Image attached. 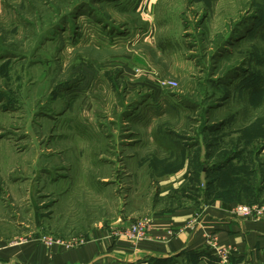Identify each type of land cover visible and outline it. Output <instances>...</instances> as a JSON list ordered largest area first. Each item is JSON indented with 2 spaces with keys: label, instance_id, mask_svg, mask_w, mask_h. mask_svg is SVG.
I'll list each match as a JSON object with an SVG mask.
<instances>
[{
  "label": "rangeland",
  "instance_id": "374dc122",
  "mask_svg": "<svg viewBox=\"0 0 264 264\" xmlns=\"http://www.w3.org/2000/svg\"><path fill=\"white\" fill-rule=\"evenodd\" d=\"M142 1L0 0V248L139 239L261 180L264 0Z\"/></svg>",
  "mask_w": 264,
  "mask_h": 264
},
{
  "label": "crops",
  "instance_id": "0c3cea01",
  "mask_svg": "<svg viewBox=\"0 0 264 264\" xmlns=\"http://www.w3.org/2000/svg\"><path fill=\"white\" fill-rule=\"evenodd\" d=\"M157 1L143 0V12L150 14ZM257 183L246 194L240 187L230 192L231 183L226 182L230 189L225 190V200L196 201L159 212L153 216L155 224L139 239L107 233L77 248L55 247L52 252L33 243L25 248L5 244L0 248V264H146L151 259L181 258L187 252L196 255L195 264H264V218L231 212L232 205L264 201V158Z\"/></svg>",
  "mask_w": 264,
  "mask_h": 264
},
{
  "label": "built area",
  "instance_id": "2783aa9c",
  "mask_svg": "<svg viewBox=\"0 0 264 264\" xmlns=\"http://www.w3.org/2000/svg\"><path fill=\"white\" fill-rule=\"evenodd\" d=\"M231 212L239 217L262 219L264 218V201L256 205L238 203L231 206Z\"/></svg>",
  "mask_w": 264,
  "mask_h": 264
}]
</instances>
